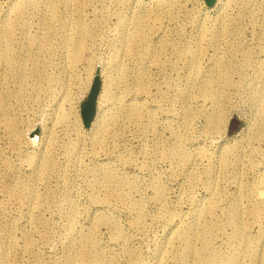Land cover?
I'll list each match as a JSON object with an SVG mask.
<instances>
[{
    "label": "rangeland",
    "instance_id": "obj_1",
    "mask_svg": "<svg viewBox=\"0 0 264 264\" xmlns=\"http://www.w3.org/2000/svg\"><path fill=\"white\" fill-rule=\"evenodd\" d=\"M171 1L0 0V264H264V0Z\"/></svg>",
    "mask_w": 264,
    "mask_h": 264
},
{
    "label": "bare ground",
    "instance_id": "obj_2",
    "mask_svg": "<svg viewBox=\"0 0 264 264\" xmlns=\"http://www.w3.org/2000/svg\"><path fill=\"white\" fill-rule=\"evenodd\" d=\"M149 1V0H148ZM152 1H155L156 3H163V2H165V1H171V0H152ZM230 4H239V0H227ZM171 2H173V1H171ZM198 2L199 3H201L202 2V0H198ZM224 2H226V1H224V0H216V5L217 6H219L220 4H222V3H224ZM203 3V2H202ZM52 14H53V7H51L50 8V15L52 16ZM148 17V15H140V17H139V19L141 20V19H146ZM155 17L156 18H159V16L158 15H155ZM130 20H132V19H130ZM131 22V21H130ZM128 24V23H127ZM134 25V24H133ZM132 25V26H133ZM136 26H138L137 27V31H136V33L134 34V38L131 40V38L129 39V34H131V33H129V34H127V32L125 33V39L123 40L124 42V51H131V49H130V46H131V43L132 44H135L136 42H140L141 43V45L144 43V41H145V33H144V30H143V27H145V25L143 26V25H141L139 22H136ZM135 28V27H134ZM142 28V29H141ZM129 31V30H128ZM146 31V30H145ZM6 32H7V29H5V30H3V32H2V35H1V39H2V42L4 43V45H5V53H4V55H3V59H4V61H6V64H11L12 63V61L13 60H11V56H13V55H11V50H10V45H9V39L7 38V36H6ZM134 32V31H133ZM218 32V31H217ZM225 32V29H221L220 30V34L218 35V36H220V35H222L223 33ZM208 33V32H207ZM87 35H89V32L86 30L85 31V29H84V27H81L80 28V34H79V37L75 40V42H74V44H73V47H72V49H71V51L70 52H68V54L70 55V59H71V62H72V65H71V68H74L75 67V65L79 62V59H80V57H81V55L83 54V53H85V51H87V50H89V45H88V43H87V39H86V37H87ZM202 35V34H201ZM131 36V35H130ZM218 36H216L215 37V39L213 40V38H212V40H213V42H212V44H214V45H217V42L219 43L220 41H218V40H220V39H218L219 37ZM37 38V37H36ZM63 40V44H66V39L63 37L62 38ZM40 40V39H39ZM135 40V41H134ZM137 40V41H136ZM0 42H1V40H0ZM147 42V41H146ZM140 45V46H141ZM144 46L145 45H143V47H141V49L139 50V54H140V52H142L144 49L146 50V48H144ZM146 46H147V44H146ZM138 47V46H137ZM148 47V46H147ZM140 48V47H139ZM133 50V49H132ZM148 50V49H147ZM134 52V51H133ZM189 52H192L193 54V61H192V63L193 64H195L196 62H197V58L195 57L196 56V54H197V51L196 50H189ZM134 54V53H133ZM143 54V53H142ZM141 54V55H142ZM13 59V58H12ZM14 59H15V57H14ZM14 62H15V60H14ZM90 71V70H89ZM91 74V73H90ZM225 78L227 79L228 77L227 76H225ZM210 81V80H209ZM204 82V84H206V85H210V84H212V82ZM83 83V82H82ZM0 97H2V95L0 94ZM5 109H6V107L4 106V105H2L1 107H0V113H5ZM97 117V116H96ZM214 118L216 119V120H218V121H220L221 120V115H220V113L219 112H217L215 115H214ZM96 119V118H95ZM93 120L92 121V125H94L95 124V122H96V120ZM8 124V127L10 128V129H12V127H13V123H7ZM105 130V127L104 126H102V127H100V129H99V131L100 132H102V131H104ZM106 131V130H105ZM99 132V133H100ZM102 134V133H101ZM100 138V137H99ZM98 141H100V140H98V136H96L95 137V143L96 144H98L99 142ZM47 164V163H46ZM263 195V194H262ZM205 230V229H204ZM202 231V232H198V231H191V232H186L185 233V236H193V235H195V236H197V235H201V237L203 238V249L201 250V251H199L198 253H197V255H196V257H198V259H199V261H202L204 258H205V254H206V252H205V250L208 248V243H209V241H208V239H207V232L206 231ZM1 242V241H0ZM1 244V243H0ZM187 249H190V246L188 245L187 247H186ZM197 264H199V263H197Z\"/></svg>",
    "mask_w": 264,
    "mask_h": 264
},
{
    "label": "water",
    "instance_id": "obj_3",
    "mask_svg": "<svg viewBox=\"0 0 264 264\" xmlns=\"http://www.w3.org/2000/svg\"><path fill=\"white\" fill-rule=\"evenodd\" d=\"M205 2L207 3V5H213L216 2V0H205ZM100 88H101V81L99 75L97 74L91 92L89 94V97L87 101L84 103L82 109V116L86 126H89L95 117L96 102ZM233 122L236 123L237 120H234Z\"/></svg>",
    "mask_w": 264,
    "mask_h": 264
}]
</instances>
